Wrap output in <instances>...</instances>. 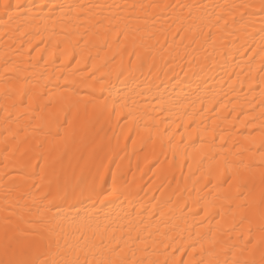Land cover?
I'll list each match as a JSON object with an SVG mask.
<instances>
[{
	"label": "bare ground",
	"instance_id": "obj_1",
	"mask_svg": "<svg viewBox=\"0 0 264 264\" xmlns=\"http://www.w3.org/2000/svg\"><path fill=\"white\" fill-rule=\"evenodd\" d=\"M260 5L0 0V260L259 264Z\"/></svg>",
	"mask_w": 264,
	"mask_h": 264
},
{
	"label": "snow or ice",
	"instance_id": "obj_2",
	"mask_svg": "<svg viewBox=\"0 0 264 264\" xmlns=\"http://www.w3.org/2000/svg\"><path fill=\"white\" fill-rule=\"evenodd\" d=\"M23 7L21 4H16V8L19 9ZM261 11H264V0H261L260 5ZM12 17H9L11 19ZM11 149V146L9 145ZM16 150H19L18 148ZM26 154V153H25ZM261 231L264 232V224L261 225ZM255 245H253V248ZM39 251V246L35 241H31L28 239H20L17 237H10L8 235V229L5 227V235H4V256L5 260H0V264H47L46 261L31 258L21 259V256H28L29 254L37 253ZM65 264H79V261H66ZM101 264H105V262H101ZM107 264H115V262L109 261ZM120 264H128L126 261H121ZM131 264H136L135 261H131ZM236 264H240V262H236ZM244 264H257V261L249 260L244 261ZM259 264H264V248L261 249V261Z\"/></svg>",
	"mask_w": 264,
	"mask_h": 264
}]
</instances>
